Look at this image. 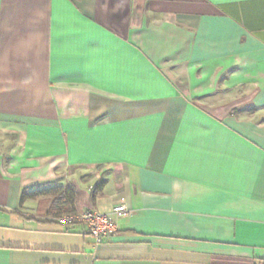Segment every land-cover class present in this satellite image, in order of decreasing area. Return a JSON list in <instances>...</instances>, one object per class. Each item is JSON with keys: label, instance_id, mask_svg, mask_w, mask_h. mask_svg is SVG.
Wrapping results in <instances>:
<instances>
[{"label": "crops", "instance_id": "obj_1", "mask_svg": "<svg viewBox=\"0 0 264 264\" xmlns=\"http://www.w3.org/2000/svg\"><path fill=\"white\" fill-rule=\"evenodd\" d=\"M0 264H264V0H0Z\"/></svg>", "mask_w": 264, "mask_h": 264}, {"label": "built area", "instance_id": "obj_2", "mask_svg": "<svg viewBox=\"0 0 264 264\" xmlns=\"http://www.w3.org/2000/svg\"><path fill=\"white\" fill-rule=\"evenodd\" d=\"M129 213L128 202L126 198H122L117 204L112 206L110 211L97 209L73 211L60 215L58 221L65 224L73 222L83 223L94 241L100 242L116 230L115 217L126 216Z\"/></svg>", "mask_w": 264, "mask_h": 264}, {"label": "trees", "instance_id": "obj_3", "mask_svg": "<svg viewBox=\"0 0 264 264\" xmlns=\"http://www.w3.org/2000/svg\"><path fill=\"white\" fill-rule=\"evenodd\" d=\"M103 182H104V180H97L95 182L94 188L101 187ZM54 191L56 193H58L59 195L63 194L66 203L70 204V206L73 205L74 198H75V192H74V189H73L72 186H65V187L64 186H59V187H56L54 189ZM61 192H63V193H61ZM73 211H76V210H72V211H69V212H73Z\"/></svg>", "mask_w": 264, "mask_h": 264}, {"label": "rangeland", "instance_id": "obj_4", "mask_svg": "<svg viewBox=\"0 0 264 264\" xmlns=\"http://www.w3.org/2000/svg\"><path fill=\"white\" fill-rule=\"evenodd\" d=\"M90 183H91V182H89V181L86 182L87 185L90 184Z\"/></svg>", "mask_w": 264, "mask_h": 264}]
</instances>
